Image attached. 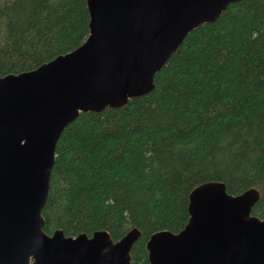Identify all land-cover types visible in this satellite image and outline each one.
<instances>
[{
  "label": "trees",
  "instance_id": "trees-1",
  "mask_svg": "<svg viewBox=\"0 0 264 264\" xmlns=\"http://www.w3.org/2000/svg\"><path fill=\"white\" fill-rule=\"evenodd\" d=\"M89 32L86 0H0V75L72 50ZM151 91L119 107L79 112L55 146L43 231L67 236L131 227L129 264L146 240L187 222L188 194L222 181L254 187L264 219V0L231 2L190 30L156 71Z\"/></svg>",
  "mask_w": 264,
  "mask_h": 264
},
{
  "label": "water",
  "instance_id": "water-1",
  "mask_svg": "<svg viewBox=\"0 0 264 264\" xmlns=\"http://www.w3.org/2000/svg\"><path fill=\"white\" fill-rule=\"evenodd\" d=\"M237 0H86L89 32L35 68L0 75V264H129L131 227L67 236L43 231L59 135L79 112L119 107L153 89L154 75L187 33ZM259 191L206 181L188 194V219L146 240L148 264H264Z\"/></svg>",
  "mask_w": 264,
  "mask_h": 264
}]
</instances>
